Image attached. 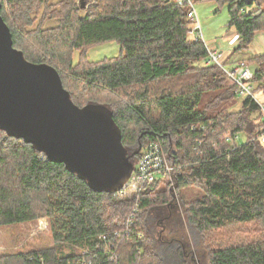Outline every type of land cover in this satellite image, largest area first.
<instances>
[{
  "label": "trees",
  "instance_id": "16d2710c",
  "mask_svg": "<svg viewBox=\"0 0 264 264\" xmlns=\"http://www.w3.org/2000/svg\"><path fill=\"white\" fill-rule=\"evenodd\" d=\"M1 1L0 13L11 28L14 46L28 60L56 67L77 105H106L121 128L134 164L144 146L157 141L174 170L140 192V207L131 224L128 219L136 199L94 191L64 163L51 161L32 144L0 129V226L49 216L56 243L51 248L4 256L0 264H66L82 258L91 264H136L138 260L153 264L142 262L149 247L140 215L151 204L147 194L153 187L173 178L204 190L203 197L186 207L189 221L200 231L234 222H264V142L245 113L260 105L247 96L242 112L226 109L227 103L238 97L235 85L221 66L207 63V47L192 35L194 27L186 5L174 0H97L83 15V2L61 0L66 2L64 13L56 15V26L34 32L39 44L34 50L26 42L29 31L25 27L33 23L28 13L52 0ZM216 1L228 4V26L236 29L241 40L236 49L249 46L256 32L264 30L260 2ZM8 6L15 22L5 12ZM108 40L119 42L118 56L86 61L85 52L79 53L78 62L71 59L74 51ZM45 57L68 67L71 80L102 90L126 91L130 100L117 111L106 102L81 103L66 85L60 67ZM247 61L256 64L252 83L255 89L260 88L264 54ZM176 78L178 87L163 85L166 79ZM154 84L161 89H154ZM207 95L208 102L202 106ZM193 124L198 127L192 128ZM246 129L250 139L237 141L234 148L222 139L227 132L235 137ZM103 235L108 236L107 241L100 238ZM62 242L84 244L89 251L68 255L60 250ZM107 245L117 247L115 256L104 250ZM209 263L264 264V239L219 247L212 251Z\"/></svg>",
  "mask_w": 264,
  "mask_h": 264
},
{
  "label": "rangeland",
  "instance_id": "374dc122",
  "mask_svg": "<svg viewBox=\"0 0 264 264\" xmlns=\"http://www.w3.org/2000/svg\"><path fill=\"white\" fill-rule=\"evenodd\" d=\"M60 1L61 0H52L49 5H41L30 9L28 14L33 18V23L25 27V31H29L26 42L31 48L34 47V50L39 47L36 40L37 35L34 32L40 27L45 29L56 26L59 20L56 15L60 16L64 13V5L66 2L61 3ZM74 1L78 5L82 2H85V4L87 3L86 7L81 8L80 5V14L84 15L89 10V6H93L97 0ZM260 3L264 8V1H260ZM195 5L200 17L204 18L201 19L204 37L206 34L208 36L223 35L225 31L229 29L227 20L228 4L218 3L216 0H195ZM5 12L10 15L9 18L13 20L12 10L9 6ZM193 27L194 31L192 35H197L196 24L193 23ZM195 39L197 38L195 37ZM206 41H208L207 38ZM223 43L225 44L226 41H223ZM89 47L83 51H74V53L71 54V59L73 58V61L76 63L78 62L79 53L85 55L86 52V61L97 62L105 58L116 57L121 53V46L117 40H108ZM222 48H224V46H222ZM223 50L224 52L227 51L226 49ZM239 50L240 49L234 50L230 59L225 61L226 67L231 68V61L238 60L245 53L243 52L244 50L241 51L243 53H240ZM45 58L48 59L46 61L53 62L60 67L64 74L66 85L74 91L76 99L81 101V103H85L89 100L106 102L117 111L125 104L126 100H130L126 91L102 90L97 87L94 88V86H84L80 82L73 81L71 80V73L68 67L63 68L48 57ZM86 61L85 63H87ZM250 65L252 69L256 68L254 62H250ZM180 78L184 79L183 77ZM177 80L178 78L172 81L166 79L163 85L178 87L180 84L177 83ZM155 88L161 89V87H157V84H154V89ZM131 89L135 90V88ZM246 98V96H238L231 99L232 103L229 101L230 104L227 103L228 107H226V109L230 112H242L243 102ZM254 98L260 105V108L252 112L246 111L245 113L249 120L256 126V135H261L260 137L263 141L264 110L261 104L264 106V83L260 85V88L255 89ZM207 102L208 95L205 96L201 105L205 106ZM154 113L159 114L157 111ZM222 125L226 126L227 122L222 121ZM132 128L135 129V127ZM247 131L246 129L238 133L235 137L230 132H227L222 139L230 136L234 137V142L248 140L250 137ZM134 149L135 148L131 149L130 153H132ZM153 188L154 189L147 194L149 195L151 204L145 207L140 215L141 220L145 223L143 229L144 234L146 233L145 244L149 247V251L143 257L142 262L150 261L153 264H210L209 257H211L212 251L219 247L255 242L264 239V222L260 220L246 223L234 222L219 228L200 231L194 223L189 221L186 213V207L205 194L204 190L198 185H182L177 182L176 178H173L162 181ZM127 193L128 192L125 194ZM128 197L129 196H121V198ZM130 198L137 200L135 205L137 209L132 210L137 212L140 207L138 198ZM50 220L51 218L49 216H41L32 221L0 226V262L3 261L4 256L53 247L56 243L53 238ZM62 244L63 246L60 250H63L68 255L85 254V251L89 250L88 246L84 244H65V242H62ZM140 263V260L136 262V264Z\"/></svg>",
  "mask_w": 264,
  "mask_h": 264
},
{
  "label": "water",
  "instance_id": "95a60500",
  "mask_svg": "<svg viewBox=\"0 0 264 264\" xmlns=\"http://www.w3.org/2000/svg\"><path fill=\"white\" fill-rule=\"evenodd\" d=\"M0 129L64 163L97 192H117L134 169L113 112L103 104L77 105L56 67L28 60L14 46L1 13Z\"/></svg>",
  "mask_w": 264,
  "mask_h": 264
},
{
  "label": "built area",
  "instance_id": "2783aa9c",
  "mask_svg": "<svg viewBox=\"0 0 264 264\" xmlns=\"http://www.w3.org/2000/svg\"><path fill=\"white\" fill-rule=\"evenodd\" d=\"M177 3L186 5L188 8V18L196 24L197 30V39L203 40L208 50L207 63H215L221 66L228 77L231 79V82L235 85L236 92L238 96H249L254 100V85L252 83L255 70L251 68L250 62L247 60H239L233 67H226L225 61L227 59V54L215 49L205 41L202 26L200 22V18L198 15V11L196 9L195 0H175ZM261 107L264 110V106L261 104ZM196 124L192 125V128H197ZM203 130H205V126H201ZM234 137H226L229 146L234 148L236 146V142L233 141ZM264 141V137H263ZM174 170V165L168 159L167 153L164 151L162 146L157 141L148 142L144 148L142 149V153L138 161L134 164V169L128 178V180L123 184L120 190L116 193L121 196H129L139 198V194L144 188L156 180H159L161 177L171 176ZM128 192L127 194H125ZM138 205V203H137ZM137 208L135 207L134 210ZM135 211H132L128 222L131 224L134 222ZM129 230V229H128ZM128 233L131 232L127 231ZM118 232H116L117 234ZM141 234V232H139ZM103 240H108V236L103 235L100 236ZM104 250L109 252L112 256H115L117 247L114 245H107L104 247ZM89 250L85 251L87 253ZM66 264H91V261L82 258L76 261H70Z\"/></svg>",
  "mask_w": 264,
  "mask_h": 264
},
{
  "label": "crops",
  "instance_id": "0c3cea01",
  "mask_svg": "<svg viewBox=\"0 0 264 264\" xmlns=\"http://www.w3.org/2000/svg\"><path fill=\"white\" fill-rule=\"evenodd\" d=\"M198 15H199V12H198ZM199 18H200V22H202L201 19H204L203 17H200V15H199ZM227 20L229 21V13H228ZM205 24H206V21H205ZM202 32L204 36V31ZM205 37H204L205 41H206V38L208 39V41L206 42L209 44V46L213 48H217L219 51H222V52H224L223 49L227 50L226 52H224L228 56L226 61L230 59V56L232 55L233 51L239 46V42L241 41L234 27H231V28L229 27V29L226 30L223 35H215V36L207 35V37L206 38ZM223 41H226V43L224 44ZM222 46H224V48H222ZM238 49H240L239 50L240 53H243V52L245 53L238 60L231 61V67H233L239 60H243V59L248 60L251 57L264 54V30H259L256 32L255 37L249 46L247 47L240 46V48Z\"/></svg>",
  "mask_w": 264,
  "mask_h": 264
}]
</instances>
